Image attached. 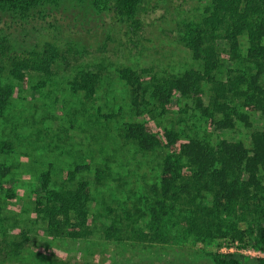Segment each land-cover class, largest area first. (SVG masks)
<instances>
[{"label": "trees", "instance_id": "1", "mask_svg": "<svg viewBox=\"0 0 264 264\" xmlns=\"http://www.w3.org/2000/svg\"><path fill=\"white\" fill-rule=\"evenodd\" d=\"M63 1L0 0V117L17 94L18 84L35 76H52L60 56L57 46L50 42L41 47L27 46L18 38L20 31L28 35V26L35 21L51 18L62 23L54 13ZM110 1L113 19L121 20L119 34L130 47L144 24L139 15L143 0ZM188 4L189 0L181 2ZM219 38L226 41V49H221ZM186 42L196 67L170 76L151 73L150 69L119 70L134 99L141 97L140 106L145 104L146 109L156 103H170L176 94L186 103L180 109L177 128L161 130L154 109V124L147 119L119 126L118 136L124 142L143 155L151 153L160 158L156 182L145 183L138 190L130 188L120 202L112 192L114 198L102 197L94 209V189L114 187L108 164H75L62 178L49 168L41 174L33 199L34 212L46 221L49 234L77 240H146L149 234L140 229L144 223L156 240H167L174 232L195 235L203 242L230 238L250 242L264 252V223L257 226L252 237L235 226H225L221 219L224 200L232 203L243 199L264 179V129L252 133L251 149L242 142L199 134L211 124L230 129L244 122L249 127L252 113L264 116V0H208L202 15L190 23ZM229 61L235 67L226 70ZM101 80L100 72L82 71L69 84L75 92L84 91L93 97ZM11 148L0 139V154ZM9 174L8 168H0V183ZM133 197L135 202H131ZM3 211L0 197V218ZM5 251L0 247V253H5L2 264H22L18 247ZM212 264H264V257L247 261L237 253L216 251Z\"/></svg>", "mask_w": 264, "mask_h": 264}, {"label": "rangeland", "instance_id": "2", "mask_svg": "<svg viewBox=\"0 0 264 264\" xmlns=\"http://www.w3.org/2000/svg\"><path fill=\"white\" fill-rule=\"evenodd\" d=\"M181 2L143 0L139 15L144 24L130 47L127 39L119 34L121 20L113 19L110 0H64L61 8L53 12L62 23L50 18L30 24L28 35L20 31L18 41L27 46L41 47L50 42L60 53L52 76H35L18 84L17 94L0 117V139L12 145L10 151L0 154V168L10 171L0 183V186L4 183L0 189L4 203L0 247L5 252L18 247L23 256L20 263L212 264L216 251L237 253L247 261L264 257V252L250 242L230 238L203 242L195 235L174 232L167 240H156L144 223L140 229L149 234L146 240L55 237L49 234L46 221L33 209L37 183L49 168L55 170L57 178H62L75 164L92 167L108 164L113 170L114 187L94 189V209L102 197L111 199L115 195L120 202L130 188L138 190L145 183L156 182L160 158L155 159L151 153L143 155L124 142L118 136L119 126L123 122L150 121L151 109H154L161 130L177 128L180 109L186 103L176 94L170 103H156L146 109L145 104L140 106L141 97L134 99L131 86L119 77V70L150 69L151 73L170 76L196 67L186 33L190 23L202 15L208 0H189L187 6ZM218 42L221 49L227 48L223 38ZM84 49L89 53L83 54ZM234 67L229 61L226 70ZM82 71L101 73L102 80L93 97L86 96L84 91L75 92L69 84ZM250 122L252 126L246 127L240 122L230 129L211 124L199 134L242 142L251 149V135L264 129V116L254 112ZM224 203L221 219L225 226H235L253 237L257 226L264 223V179L248 196L232 203L224 200ZM187 213L191 215V211ZM4 256L5 253H0V264Z\"/></svg>", "mask_w": 264, "mask_h": 264}]
</instances>
